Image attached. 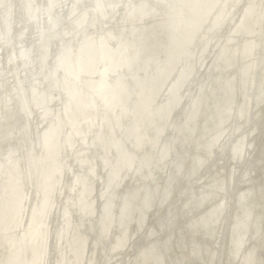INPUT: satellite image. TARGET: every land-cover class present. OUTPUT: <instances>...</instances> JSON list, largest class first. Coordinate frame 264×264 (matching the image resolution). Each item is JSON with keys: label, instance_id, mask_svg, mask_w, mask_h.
Instances as JSON below:
<instances>
[{"label": "bare ground", "instance_id": "6f19581e", "mask_svg": "<svg viewBox=\"0 0 264 264\" xmlns=\"http://www.w3.org/2000/svg\"><path fill=\"white\" fill-rule=\"evenodd\" d=\"M4 3L0 264H264V0Z\"/></svg>", "mask_w": 264, "mask_h": 264}, {"label": "clouds", "instance_id": "9594fccd", "mask_svg": "<svg viewBox=\"0 0 264 264\" xmlns=\"http://www.w3.org/2000/svg\"><path fill=\"white\" fill-rule=\"evenodd\" d=\"M105 7L110 8L114 11L117 7H119V5L113 4V5H107ZM100 9H101V5L98 4L95 6L94 10H100ZM0 10H6L5 15L7 14V12H10V8H8V6L4 3V0H0Z\"/></svg>", "mask_w": 264, "mask_h": 264}, {"label": "water", "instance_id": "95a60500", "mask_svg": "<svg viewBox=\"0 0 264 264\" xmlns=\"http://www.w3.org/2000/svg\"><path fill=\"white\" fill-rule=\"evenodd\" d=\"M100 203H101V200H96V204L94 203V205L92 206L94 208L93 220L97 219V217H99V215L101 213L102 208L100 207ZM95 215H96V218H94ZM133 230H135V225H134V229ZM113 232L116 233V231L111 230V233H113Z\"/></svg>", "mask_w": 264, "mask_h": 264}]
</instances>
